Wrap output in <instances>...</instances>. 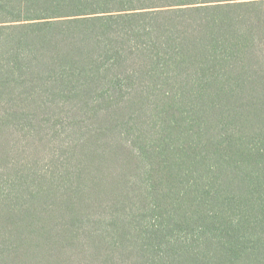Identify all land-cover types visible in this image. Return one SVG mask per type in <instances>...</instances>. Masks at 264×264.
I'll use <instances>...</instances> for the list:
<instances>
[{
  "label": "trees",
  "instance_id": "obj_1",
  "mask_svg": "<svg viewBox=\"0 0 264 264\" xmlns=\"http://www.w3.org/2000/svg\"><path fill=\"white\" fill-rule=\"evenodd\" d=\"M0 264H264V0H0Z\"/></svg>",
  "mask_w": 264,
  "mask_h": 264
}]
</instances>
